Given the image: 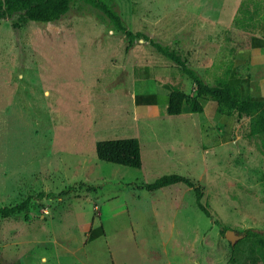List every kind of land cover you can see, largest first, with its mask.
Instances as JSON below:
<instances>
[{
	"label": "rangeland",
	"instance_id": "obj_1",
	"mask_svg": "<svg viewBox=\"0 0 264 264\" xmlns=\"http://www.w3.org/2000/svg\"><path fill=\"white\" fill-rule=\"evenodd\" d=\"M102 1L128 31L177 54L173 37L154 35V18L176 24L185 13L192 25L204 23L180 0ZM209 2L225 21L234 18L226 38L241 46L264 39V0ZM157 58L165 60L142 39L130 44L102 10L81 1L49 24L15 30L0 20V208L28 199L23 212L0 215V264H264V239H244L247 229L264 232L260 140L245 137V124L236 142L221 146L202 144L185 119L137 122L130 64ZM124 138L139 141L140 169L98 160V141ZM172 174L201 187L213 219L182 183L154 193L134 186ZM121 198L130 213L125 205L114 215L108 202ZM214 220L243 238L231 246ZM93 228L101 238L86 247Z\"/></svg>",
	"mask_w": 264,
	"mask_h": 264
},
{
	"label": "crops",
	"instance_id": "obj_2",
	"mask_svg": "<svg viewBox=\"0 0 264 264\" xmlns=\"http://www.w3.org/2000/svg\"><path fill=\"white\" fill-rule=\"evenodd\" d=\"M181 4L190 7V9L187 7L183 9L190 13L196 12V19L204 23L198 26L192 25L194 20L187 18L185 13L180 19L174 20L176 24L167 22L164 16H160L153 20L154 35L161 40L168 36L173 37L179 55L186 60L188 68L204 84L210 86L217 83L232 85L238 87L243 96L248 95L251 98L264 101V39L252 38L248 44L241 46L233 34L232 38L224 36V30L230 29L233 24V16L230 21L229 19L225 21L222 11L219 8L209 6V0H180L179 5ZM187 26L190 31L188 36L185 31ZM172 27L177 29L171 30ZM172 31L174 32L172 33ZM195 31L199 34L194 39ZM202 31L205 36L203 33L202 38H199ZM185 41L187 43L184 45L183 42ZM130 68L131 88L129 89L132 90L135 87L134 104L137 122L144 123L145 120L164 119L167 115V102L171 92L179 91L188 96L195 94L196 85L194 82L184 75L177 65L166 59L163 61H160L159 58L153 61L140 59L130 64ZM126 71L124 75L128 78ZM198 102L202 106L203 111L201 113H191L186 106L187 111L184 107L180 115L173 117L185 119L184 123L188 121L192 127L190 129L200 133L202 144H220L223 146L234 143L239 139L237 130L243 124L247 128L246 134L248 133L250 118H244L238 122L233 116L215 112L213 102L204 99H198ZM254 120L257 123L264 122V112H258L254 116ZM202 152L204 155L207 154L206 147L202 148ZM186 159V156H179L180 161L178 162L184 164ZM204 160L206 161L205 158L202 159V161ZM183 191L181 190L182 194L186 193ZM110 203L111 205L108 202V207L114 215H118L119 212L125 214L124 207L125 205L128 207V205L124 198L117 202V206L113 205L112 201ZM127 212L130 213L129 207ZM100 234V232L96 233L95 228H93L88 236L89 240L86 247L92 240L100 239ZM18 263L19 260L12 262V264ZM22 264H25V261Z\"/></svg>",
	"mask_w": 264,
	"mask_h": 264
},
{
	"label": "trees",
	"instance_id": "obj_3",
	"mask_svg": "<svg viewBox=\"0 0 264 264\" xmlns=\"http://www.w3.org/2000/svg\"><path fill=\"white\" fill-rule=\"evenodd\" d=\"M78 1L102 10L112 22L114 28L119 32H123L129 38L130 44L135 40L139 41L141 39L151 44L167 61L177 65L181 72L194 82L196 85L194 96H188L179 91L169 94L166 109L167 115H180L185 106L188 107L191 113H201L203 110L198 99L208 100L214 103L215 112L217 113L233 116L238 122L244 118H250L249 130L246 136L259 139L260 145L264 150V122L257 123L254 120V116L258 112H264V101L251 98L248 95L243 96L242 91L232 85L217 83L210 86L204 84L188 68L186 60L175 51L169 50L167 46L163 47L155 43L141 33L134 34L128 31L123 25L120 16L102 0H0V20L8 19L11 27L15 30L24 28L27 22L49 24L65 16L74 3ZM95 151L98 160L102 162L134 169L141 168L140 145L136 138L98 141ZM179 183L184 184L194 192L196 207L206 217L213 219L209 206L201 202L204 196L201 187L181 175H165L149 184H135V187L139 190L154 193L162 188ZM87 189H89L88 191L96 192L94 187ZM27 203L28 199L11 208H0V215L7 218L19 214L26 209ZM214 223L219 226L222 235H225V232L229 230L228 227L220 224L218 220H214ZM244 234V239L247 240L264 239V232L253 229L245 230ZM262 260L264 261V254H262Z\"/></svg>",
	"mask_w": 264,
	"mask_h": 264
},
{
	"label": "water",
	"instance_id": "obj_4",
	"mask_svg": "<svg viewBox=\"0 0 264 264\" xmlns=\"http://www.w3.org/2000/svg\"><path fill=\"white\" fill-rule=\"evenodd\" d=\"M225 238L230 242L231 246H234L235 241L240 240L243 238L242 235H236L233 230H227L225 232Z\"/></svg>",
	"mask_w": 264,
	"mask_h": 264
}]
</instances>
